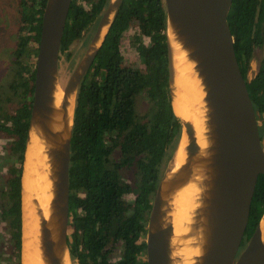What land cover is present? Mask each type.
Segmentation results:
<instances>
[{
	"label": "trees",
	"instance_id": "16d2710c",
	"mask_svg": "<svg viewBox=\"0 0 264 264\" xmlns=\"http://www.w3.org/2000/svg\"><path fill=\"white\" fill-rule=\"evenodd\" d=\"M19 23L14 64L21 90L14 112L0 118L8 171L0 186V214L8 220L9 248L21 264V175L33 98L34 67L47 0H17ZM109 0H72L58 56V72L73 58V46L87 45ZM134 49L143 73L123 64L120 41L132 23ZM235 55L264 137V0H232L227 16ZM147 38L148 41H144ZM263 54L250 78L254 51ZM164 0H123L76 93L70 140L67 246L79 264H110V249L122 242L117 264H146L137 253L146 234L152 201L181 135L168 84ZM145 99L142 114L139 100ZM2 135V136H3ZM3 157V158H4ZM129 173L134 180L128 179ZM134 195L131 200L128 196ZM264 212V175L259 174L240 250ZM71 231L73 232L72 234ZM13 252V253H14ZM240 253V252H239Z\"/></svg>",
	"mask_w": 264,
	"mask_h": 264
},
{
	"label": "water",
	"instance_id": "95a60500",
	"mask_svg": "<svg viewBox=\"0 0 264 264\" xmlns=\"http://www.w3.org/2000/svg\"><path fill=\"white\" fill-rule=\"evenodd\" d=\"M71 1L47 0L43 9L34 67L33 98L26 146L34 111L49 109L47 102L51 98L50 84L54 79L60 83L58 72L59 48ZM122 1L109 0L85 52L62 86L65 89L75 88V99L78 86L94 60ZM231 2L232 0H164L166 36L167 23L170 18L176 23L178 33L183 36L184 42L193 47L190 51L191 54L199 58L200 71L204 74V80L208 86L209 101L213 108L216 123L214 130L218 135L216 164L219 169V176L214 181L215 190L212 199L214 230L211 247L202 264H264V240L259 224L264 212L246 246L238 253L248 221L257 178L259 174L264 175V137L262 139L260 137L254 107L237 62L233 37L227 23ZM114 7L115 12L110 18ZM105 25L107 28L99 46L93 53L86 56L88 49L99 38ZM167 66L170 90L169 47ZM74 106L68 138L63 148L57 152V159L60 163L57 201L61 204L58 206V211L62 217L61 237L67 250L68 171ZM178 118L181 122L182 133L183 123L179 116ZM171 159L172 156L166 165L152 202L146 229L147 264H169L166 235L168 230L160 227L150 230L149 224L158 220L162 204L161 181ZM20 199L22 205V175ZM44 245L50 255V263L60 264V260L52 250L48 240L44 242Z\"/></svg>",
	"mask_w": 264,
	"mask_h": 264
},
{
	"label": "bare ground",
	"instance_id": "6f19581e",
	"mask_svg": "<svg viewBox=\"0 0 264 264\" xmlns=\"http://www.w3.org/2000/svg\"><path fill=\"white\" fill-rule=\"evenodd\" d=\"M115 12L113 8L110 18ZM107 26L88 49L99 46ZM170 92L174 112L183 123L181 137L161 181L162 204L150 230L167 229L169 264H202L212 244L214 230V181L218 135L208 86L193 47L184 42L176 23H167ZM47 110H35L25 150L22 173L21 264H51L45 241H49L60 264H72L61 237L57 183L60 163L57 152L68 138L75 88L50 84ZM192 145V146H191ZM264 240V215L259 220ZM47 239V240H46Z\"/></svg>",
	"mask_w": 264,
	"mask_h": 264
},
{
	"label": "rangeland",
	"instance_id": "374dc122",
	"mask_svg": "<svg viewBox=\"0 0 264 264\" xmlns=\"http://www.w3.org/2000/svg\"><path fill=\"white\" fill-rule=\"evenodd\" d=\"M19 23H21V20L19 16L18 1L0 0V118L6 112H14L19 103L18 99L21 95V90L15 89L16 80L18 79V68L15 70L16 66L14 64L15 60L13 57ZM25 23L26 21H23L21 24L25 25ZM137 32V23L134 22L124 33L120 41V48L124 57L123 64L134 67L140 74H142L143 66L141 64V61L137 57V52L135 51L133 44L134 35ZM144 41H148V39L144 38ZM87 46L88 44L84 46V39L73 46V58L63 68L62 77H59L62 86H64V84L66 83L69 74L79 61L80 57L85 52ZM262 54V49H256L254 51L252 60L250 62V70L248 73V76L250 78L255 74ZM35 59L36 56L34 58L32 57V61L28 62L27 69H25L26 71L35 67ZM139 109L142 114H144L145 110L147 109L144 98H141L139 100ZM2 135L3 134L0 132V186H2L3 181H5V177L7 174V165H5L1 161L3 160V157L5 155L6 145L4 135L3 137ZM128 179L134 180L132 173H129ZM7 238L8 231L6 229L5 222L0 217V259L5 257L4 246L6 245L5 240Z\"/></svg>",
	"mask_w": 264,
	"mask_h": 264
},
{
	"label": "flooded vegetation",
	"instance_id": "af4514ba",
	"mask_svg": "<svg viewBox=\"0 0 264 264\" xmlns=\"http://www.w3.org/2000/svg\"><path fill=\"white\" fill-rule=\"evenodd\" d=\"M137 33H139V28H138V32ZM4 159H5V157L3 158V160ZM7 171H8V167H7ZM128 197H129V199L132 200L134 198V195H130ZM150 213H151V211H150ZM68 215H69V212H68ZM0 217L2 218L1 214H0ZM3 221L5 222L6 229L8 231V238L5 240L6 241V245L4 246L5 257L0 259V264H16V262H17V257H16L17 254L12 250V248H9V245H10V242H11L10 241L11 236H10V229L7 226L8 225V220H4L3 219ZM147 227H148V222H147ZM72 233L73 232L71 231L70 234H72ZM146 237H147V233L144 234L142 237H140V239L138 240V244H141V242H145V248L142 251L137 253V260L138 261H144V260L146 261ZM123 250H124V246H123L122 242L116 244L115 246L112 245V247L110 249L111 253L109 254V257L107 258L109 263L110 264H117L119 261L123 260L124 259ZM242 250H243V248L241 250L239 249V252H241ZM70 258H71L72 264H79V261H78V259L76 257H72L70 255Z\"/></svg>",
	"mask_w": 264,
	"mask_h": 264
}]
</instances>
